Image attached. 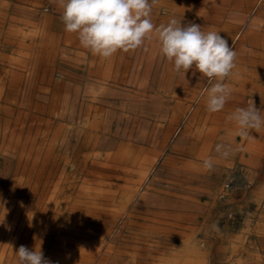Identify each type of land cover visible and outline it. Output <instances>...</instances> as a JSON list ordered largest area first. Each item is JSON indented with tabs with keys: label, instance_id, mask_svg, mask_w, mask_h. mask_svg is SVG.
<instances>
[{
	"label": "rangeland",
	"instance_id": "obj_1",
	"mask_svg": "<svg viewBox=\"0 0 264 264\" xmlns=\"http://www.w3.org/2000/svg\"><path fill=\"white\" fill-rule=\"evenodd\" d=\"M37 1L39 16L36 18L49 13L45 10L49 0ZM51 15L54 19L52 22L55 23V28L53 24L52 28L61 34L66 32L61 16L57 13ZM41 26L42 22H39L30 29L39 35ZM47 28L50 29L51 26ZM65 35L66 47L62 48L66 50V63L58 65L56 61V64L62 69L59 70L62 77L67 76L66 82L71 84L70 88L66 87L70 108V115L66 118V152L55 153L42 169L32 170L33 172L28 168L15 173L12 171L6 182L0 183V264H7L9 255L8 264H16L15 251L20 245L30 250L40 246L45 254L60 252L54 242L65 241L71 227L62 222L66 218L65 209H61L58 214L52 213L53 203L88 201L93 188L113 190V196L102 201L104 203L128 204L120 218L110 219L96 235L100 249L92 260L84 264H264V152L233 149L228 158L218 157L225 163L214 166L211 171L204 169L202 161L186 156L184 145L175 144L178 135L173 133L177 124L167 118L165 121L162 118L163 111L164 108L174 107L179 114H186L191 118H196L197 111L190 104V94L175 88L176 82L173 81L172 89L167 91L169 64L165 62L166 58L161 55L160 50H156V53L151 50L149 40L136 50L118 51L113 55L111 79L98 80L101 82L97 88L98 100L94 101L104 110L103 116L105 114L107 121L105 124L109 128L105 133L101 130L92 132L88 127L89 120L84 115L87 105L93 103L85 93L86 80L91 78L87 74H92L97 69L95 66L104 69L107 58L99 57L91 64L90 51L80 45L77 35L68 32ZM40 53L43 54L44 49ZM152 59L155 60L152 68L143 72V68ZM135 63L140 65L141 71L131 72ZM140 81L146 83L143 91L140 90L139 83H136ZM255 106L263 111V107L257 104ZM160 107L162 113L158 112L159 116L153 117V121L148 119L147 114L141 116L138 112L152 114ZM261 115L264 116V113ZM197 127V121H194L187 133ZM90 133H93L92 137ZM141 136L144 140L137 139ZM259 140L264 143V138ZM88 141L90 146H87ZM100 144L103 145L102 148L98 147ZM198 144H202V141ZM211 152L212 150L209 153ZM6 169L7 165L0 161V179ZM91 173H95V176ZM13 178L16 181L11 183ZM108 180L114 186L107 188L101 184ZM143 181L144 184L140 187ZM147 184L150 187H146ZM130 191L134 194V199L126 198ZM36 203H50L47 213L53 219L41 216ZM61 235L64 236L63 239ZM6 240V253L2 254Z\"/></svg>",
	"mask_w": 264,
	"mask_h": 264
},
{
	"label": "bare ground",
	"instance_id": "obj_2",
	"mask_svg": "<svg viewBox=\"0 0 264 264\" xmlns=\"http://www.w3.org/2000/svg\"><path fill=\"white\" fill-rule=\"evenodd\" d=\"M36 1L37 0H0V161L7 165V169L3 177L0 179V183L6 182L8 176L13 172L15 173L17 170H25L27 168L29 171L42 169L49 158L55 155V153L66 152V118L70 115L68 114L70 108L68 107L69 95L66 91V87L70 88L69 85L71 84L66 82L67 76L62 77V73L59 71L62 69L58 67V65L66 63V50L62 48L66 47V32L61 34L52 28V24L55 28V23L52 22L54 19L51 15V13H57L61 16L62 9L59 7L58 0H49L45 6V10L49 13L40 15V17L36 18L38 15ZM151 18L152 22L157 26L162 23L167 24L171 18H176L177 20H181L182 27L187 26L189 23H195L200 25L204 31H217L228 41L229 47L235 49L238 54L236 60L237 67L234 70V74L225 80V83L233 89L232 95L225 104L224 109L215 113L207 111L206 97L201 96L204 88L209 86L207 84V78L202 77V74L195 69V66L190 68L184 76L183 70L176 72L174 71L173 64L167 60L165 61L170 67L167 68V70L169 69L168 72L170 76L167 84V91L172 89L171 84L173 81L176 82L177 87L175 88L182 90L184 93L190 94V104L197 111L196 118H191L187 117L186 114H179V111L177 112L174 107L171 109L164 108V116H162V118H164L165 121L167 118V120L177 124L173 133H176V136L178 135L175 144H183L185 155L195 161L203 162L204 159L208 158L207 155H209V157L214 159L215 166L219 164L224 165L225 163L222 159L218 158L220 156L215 152V146L218 142L229 144L234 150L236 148H245L264 152V143L259 140L260 138H264L263 129L259 131L250 130L249 138L242 137L237 134L235 124L228 120V116L236 108L247 107L252 101L259 107H263L261 113H264V0H158V3L153 6ZM39 22H42L41 31L39 35H36L35 31L30 29V27H36ZM49 25L51 26L50 29L47 28ZM68 42H70V39ZM149 44L151 50L155 53L157 52L156 50H159V45L155 38L149 40ZM42 49H44L43 54L40 53ZM89 54L92 58L91 64H93V60H97L100 57L98 55H93L91 52H89ZM124 54L126 56V53ZM112 58L113 56L107 58V65L104 69H101L100 66H95L97 69L92 71V74L91 72L87 74L91 78L90 80H86L87 86L85 93L90 96L93 103L87 105L84 115L86 120H89L88 127L92 132H98L99 130L104 132L108 127L105 124V114L103 116L104 110L94 101L98 100V98H96V94L98 93L97 88L100 82H98V80L102 79L108 81L111 79L110 70L113 60ZM56 61H58V65L56 64ZM135 62L137 63V61ZM136 63L133 64L131 72H139L142 70L141 67H139L140 65ZM154 63L155 60L152 59L149 64H146L147 67L143 68V72L146 70L149 71ZM55 73L58 74L55 75ZM55 76H57V78H55ZM136 83H139L141 91L145 89L146 83L144 81ZM67 90L69 91L70 89ZM119 90L120 89H118V91ZM100 100L102 101V99ZM135 101L133 100V102ZM138 112L141 116L147 114L148 119L151 121H153V117L159 116L158 112L162 113L161 107L155 109L152 114L149 112L146 113V111ZM106 114L108 113L106 112ZM194 121H197L198 127L192 130L191 133H187L190 125H192ZM131 123L129 124L130 126ZM90 134V137H92L93 133ZM113 134H115V132ZM137 139L144 140V137L141 136ZM90 141L87 142V146H90ZM199 141H202V144H198ZM102 146L103 145L101 144L98 145L100 148H102ZM210 150H212L211 154L209 153ZM28 163H31L32 165H28ZM96 164L97 163H95V165ZM91 175L95 176V173H91ZM14 180L15 178L11 180V183ZM144 181L140 184V187L144 184ZM192 181H194V179ZM101 184L107 188L114 186L109 180L106 183L101 182ZM146 187H150L149 184H147ZM63 190H65V188ZM111 196H113V190L111 189L98 190L93 188L92 192L89 194L90 200L88 201H81L80 203H53L52 213L58 214L61 209L66 210V218H64L62 222L71 227V231L66 235L65 241L54 242L55 247L59 248L60 252L45 254L43 251L44 257L50 260L52 264H84L85 262L92 260L101 246L100 242L95 238L96 235L103 230L104 225L110 219L120 218L128 204L102 202L109 199ZM131 197L133 198L134 194L130 191L126 195V198L130 199ZM27 205H29V203H27ZM49 205L50 203H36V207H39V213L41 216L53 219L52 216L47 213V209L50 208ZM61 237L62 239L64 238L63 235H61ZM7 240L4 242L2 254L6 253L5 248L9 241ZM9 258L10 255L7 256V264L9 263ZM16 259L17 257L14 258V261H16ZM196 259L198 258L196 257ZM232 259L234 258L232 257ZM175 263L177 264V262Z\"/></svg>",
	"mask_w": 264,
	"mask_h": 264
},
{
	"label": "clouds",
	"instance_id": "obj_3",
	"mask_svg": "<svg viewBox=\"0 0 264 264\" xmlns=\"http://www.w3.org/2000/svg\"><path fill=\"white\" fill-rule=\"evenodd\" d=\"M158 0H58L65 31L75 33L80 45L93 55L110 58L118 51L128 52L142 47L155 38L161 55L173 64L174 71L185 73L195 66L208 87L201 93L206 97V109L215 113L224 109L233 89L225 80L237 67V52L217 31H204L195 23L181 26V20L171 18L167 24L155 25L151 14ZM228 120L236 132L249 138L250 130L264 129V116L254 102L236 108ZM215 152L228 158L233 152L229 144L218 143ZM206 170H213L212 157L203 160ZM16 264H52L44 257L40 246L29 249L20 245L15 251Z\"/></svg>",
	"mask_w": 264,
	"mask_h": 264
}]
</instances>
